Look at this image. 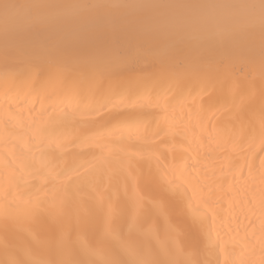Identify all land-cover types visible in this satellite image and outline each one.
<instances>
[{"label":"bare ground","instance_id":"obj_1","mask_svg":"<svg viewBox=\"0 0 264 264\" xmlns=\"http://www.w3.org/2000/svg\"><path fill=\"white\" fill-rule=\"evenodd\" d=\"M12 2L24 14L51 4L185 7L92 13L90 20L160 25L151 43L168 40V73L145 51L130 69L90 75L79 87L19 75L20 53L91 68L149 44L133 29L82 22L83 9L24 28L0 9V33L6 23L10 32L7 56L0 41V225H10L7 249L0 229V261L53 258L48 241L60 230L77 251L96 249L95 259H180L171 231L179 207L187 222L198 221L190 239L202 264H264V50L258 29L243 47L221 36L247 12L227 6L258 0ZM209 74H221L211 105L203 91ZM162 181L181 185L183 195L150 208Z\"/></svg>","mask_w":264,"mask_h":264},{"label":"snow or ice","instance_id":"obj_2","mask_svg":"<svg viewBox=\"0 0 264 264\" xmlns=\"http://www.w3.org/2000/svg\"><path fill=\"white\" fill-rule=\"evenodd\" d=\"M21 6L13 3L12 0H0V9L3 10L6 21L10 20L12 23L20 28L30 27L35 24L55 23L59 22L65 17L61 14L62 10H86L88 15L80 17L84 23L91 22L100 26L110 28L114 33L124 30L125 28L133 29L140 34V39L149 44L145 49L142 45L133 50L132 54L128 57L113 58L109 57L105 60L104 64L99 67H89L83 65L79 68L69 67L68 64L63 62L53 53H39L21 52L18 57L20 65L19 75L28 78L40 79L43 77H54L61 80V82H71L72 87H79L90 75L103 77L105 74L113 75L120 71L130 69L131 65L138 62L142 54L147 51L150 53L154 61L159 62L160 71L168 73V59L169 48L168 40L161 39L158 43L152 44V40L156 38L157 34L162 31L158 24H144L141 26H134L126 21H118L109 19L107 17L98 16L90 20L92 13H98L100 9H115L121 7L129 8H174L185 7L179 5H154V4H51V5H32L29 6L36 11L32 14H24ZM227 7L244 8L247 10L246 14L239 17L233 26L226 32H222L221 36L234 41H239L241 47L246 42H251L259 30L262 50H264V0H258V3H249L244 5H231ZM42 10H48L52 15H43ZM10 32L8 24L6 23L2 33H0V41L4 44V55L9 54L8 41ZM171 38V37H170ZM262 75H264V56L261 60ZM176 78L180 77V73L174 74ZM221 82V74H209L203 77V91L207 93L208 104L214 103V93ZM106 106V105H102ZM181 185L175 182L162 181L155 196L148 201L149 207H164L167 208L169 199L180 198ZM43 215L39 207L34 210V216L37 220ZM84 222L87 218L84 217ZM198 226V221L193 220L187 222L183 218V212L179 207L175 210V219L172 222V234L175 244V254L180 259H169L168 261H160L151 258L149 255L136 256L130 260H124L117 256L104 257L102 259H95L98 252L94 248L81 246L79 251L76 250L74 242L69 233L60 230L54 232L53 239L48 241V246L51 248L55 256L50 259L40 260L35 258H20L12 256L9 259L0 261V264H202L198 259V242L195 239H190V233ZM0 229L5 233V249H7V233L10 225L5 220Z\"/></svg>","mask_w":264,"mask_h":264}]
</instances>
